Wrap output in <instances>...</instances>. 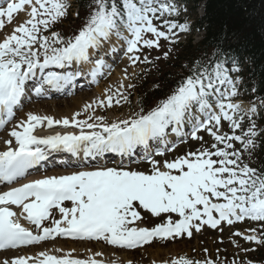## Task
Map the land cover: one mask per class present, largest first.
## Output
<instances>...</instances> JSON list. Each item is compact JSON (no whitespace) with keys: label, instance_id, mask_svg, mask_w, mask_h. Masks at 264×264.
I'll list each match as a JSON object with an SVG mask.
<instances>
[{"label":"snow or ice","instance_id":"snow-or-ice-1","mask_svg":"<svg viewBox=\"0 0 264 264\" xmlns=\"http://www.w3.org/2000/svg\"><path fill=\"white\" fill-rule=\"evenodd\" d=\"M180 12L175 0H0V129L15 118L25 96L63 89L81 76L95 82L111 67L105 59L110 54L123 50L133 68L132 73L123 69L115 90L110 85L70 117L29 111L0 137V183L8 186L0 191V250L58 237L136 249L156 240L190 239L205 228L222 234L224 225L244 222L255 226L229 236L243 258L221 260L217 249L215 260L182 254L152 264H257L248 255L264 247V160L258 158L264 147V97L245 103L239 57L217 44L151 104L144 97L131 99L136 88L131 81L140 75L135 68L155 67L172 52L169 47L162 57L150 58L144 49H160L161 39L175 45L190 31L187 21L170 19ZM70 15L82 19L79 28L70 34L57 30ZM9 24L11 30L5 31ZM113 105L130 111L114 119L96 114V108ZM53 126L64 130L38 132ZM188 138L198 146L168 158ZM138 150L141 163L149 166L145 170L98 166L11 186L53 153L131 157ZM147 216L160 223L139 226ZM73 252L44 249L4 256L0 264H119L100 259V251L89 250L84 259Z\"/></svg>","mask_w":264,"mask_h":264},{"label":"trees","instance_id":"trees-1","mask_svg":"<svg viewBox=\"0 0 264 264\" xmlns=\"http://www.w3.org/2000/svg\"><path fill=\"white\" fill-rule=\"evenodd\" d=\"M181 1L194 11L202 7V15L195 18L194 27L203 30V35L197 43L189 39L178 44L179 51L172 57L171 69L159 73L152 82L153 86L158 84L160 88L142 84L136 88V100L144 97L146 103L151 104L174 87L179 79L187 76L195 60L210 56L217 44L239 57L244 68L241 73L243 99L249 101L264 97V0ZM81 13L84 14L83 10ZM253 88L257 89L255 93ZM258 158L264 160V147L260 149ZM250 259L264 264V247L253 252Z\"/></svg>","mask_w":264,"mask_h":264},{"label":"rangeland","instance_id":"rangeland-1","mask_svg":"<svg viewBox=\"0 0 264 264\" xmlns=\"http://www.w3.org/2000/svg\"><path fill=\"white\" fill-rule=\"evenodd\" d=\"M175 3L181 8V12H180L179 16L171 17L170 19H176L180 23H184L185 21H187L189 26H190V31L187 33H181L180 34V42L175 44V45H169L167 41L161 39V41H160L161 48L160 49H155V48H153L151 50L144 49V53L148 54L150 56V58H155L157 56L162 57L163 52L167 51L169 47L172 48V52L169 54V58L166 61L163 58H161L159 61H156L155 67H153L152 65H143V64L138 65L135 68V71L137 73H139L140 75L137 78L132 79V81H131L132 83L136 84V88L141 86L142 84H148V83H149V86L152 87L153 86L152 82H153V80H155V78L158 77L159 73L163 72L164 70L171 69L170 63L173 61L172 57L179 51L178 44L184 43L189 36H190L189 38L193 39V41H198L200 39V36L202 33L197 32L195 27H194L195 18L197 16L201 15L200 9L194 11L191 8V6L186 5L183 2H180L177 0H175ZM184 9H186V11ZM81 16H83L82 13H81ZM71 18L75 19L74 16L70 15L65 20H70ZM65 20L56 26L57 30H59L65 34H70L73 29L79 28V26L83 22L82 19H77L76 22H74V23H68ZM11 28H12V25L9 24L6 26L5 31H10ZM2 34L3 33L0 32V35H2ZM148 35L150 36V34H148ZM109 59L106 58V61L110 62L109 65H111V67L108 68V69H110V72L105 74V76H102V77L99 76L100 80L98 82V85L111 82V78L116 73V69H118L120 67V65L126 64L128 66V68L127 67L126 68L128 70H130V73H132V71H133L132 66L129 67V65H130L129 61H128L127 57L124 55L123 50H119L116 53L114 58H112L110 60ZM142 69H148V74L146 76L142 73V71H141ZM82 80H83L82 76L78 77L76 79L77 85L79 84L78 82H80ZM95 87L96 86L93 84V82L92 83L90 82L87 84L85 89H82V90L80 89L74 93L77 94L80 91L83 92L85 90L84 92L91 94ZM136 88L132 92V96H131V99L133 102L136 101V94L134 93L136 91ZM67 89L68 90L70 89V91H71V86H69ZM72 95H74V94H72ZM54 98L56 100L57 99L58 100L67 99L66 97L63 99L61 96H54ZM48 99L49 98H40V99L37 98L35 100H30L28 103H34V101H39V102L48 101ZM121 103H123V101ZM245 103H247V102H245ZM112 110H116V116H120L121 114L126 115L130 111V108L127 106L120 107V106L113 105L112 108H108V109L103 108V116L110 118V116H111L110 114H111ZM205 138L207 139L208 137L205 136ZM197 146L198 145L196 144V142H194L190 138H188L186 142L178 143L176 151L168 154V158H171L172 156H175V155L182 154V153L188 151L189 149H194ZM133 159H134L133 162H131V163L128 162L126 164L128 166H126V167H131V168H135V169H139V170H145L149 167L146 162L141 163V161L138 158H133ZM157 223H160L159 219L151 217V216H147L145 222L139 223V226H141V227H145V226L146 227H152ZM254 226H255L254 224L244 223V222L237 223L232 228H229L227 225H224V231L222 234L219 230H213L210 228H205L201 233H194L192 238H190V239L187 236H184L183 238H177L175 240L170 239L168 241L167 240L154 241L151 244H149L148 246H146L144 249L133 252L132 254H130V257H128V258H129V260L132 261V264H151L152 263V259H151L152 254L157 249H161V250L165 251V253L167 252L166 257L168 256L170 258L178 257L179 255L183 254L189 258H193L196 260H202L206 256H207V258L215 260L217 258V249L220 250L218 255H219V258L221 260L227 259V260L231 261L237 255H239L241 258H243V253L239 252V249H237L236 247H234L230 243L229 236L231 235L232 232H234L236 230L244 231L246 228L254 227ZM234 239H237L239 241V243L244 247H252V245L247 244L241 238L234 237ZM221 240L223 241L222 243L220 242ZM204 249L208 250L207 254H205ZM251 256H253V252L249 253L248 258L250 259ZM160 257H161V255H160Z\"/></svg>","mask_w":264,"mask_h":264},{"label":"bare ground","instance_id":"bare-ground-1","mask_svg":"<svg viewBox=\"0 0 264 264\" xmlns=\"http://www.w3.org/2000/svg\"><path fill=\"white\" fill-rule=\"evenodd\" d=\"M118 52V51H117ZM116 52V53H117ZM116 53L108 55L106 58H114ZM105 58V59H106ZM109 59V60H110ZM108 64L110 62L106 61ZM131 65H129L130 67ZM128 68V66L125 65H120L118 69H116V73L113 75L111 78V82L109 83H104L98 85V82L100 80L99 76L97 77L96 81L93 82V84L96 86L94 90L92 91L91 94H88L87 92H79L76 95H72L73 93H69L62 91V97H66L67 99L65 100H56V99H51L48 101H34V103H28L30 100H35L37 98H52V94L50 92L46 93L45 95L37 96L34 93L25 96L22 100L21 106L16 110V115L15 118L2 130L0 129V137H6L7 131L16 123L17 120L24 118L25 113L31 111L33 113L39 114V115H51L56 119L62 118L64 116H71L75 112L81 111L83 106L86 103H91V101L94 98L101 97L104 90L108 88L110 85L113 86V90H115V87L118 85V82L122 79L123 77V69ZM55 70V69H54ZM110 69H106L104 71V74L102 76H105V74L109 73ZM130 73V70H128ZM101 76V77H102ZM85 82H81L80 85L83 86L82 89H85L87 84L91 82V78L88 76H82ZM78 78V77H77ZM75 82V81H74ZM74 82L71 85H74ZM92 83V82H91ZM98 85V86H97ZM90 86V85H89ZM77 87H74V92L80 90L76 89ZM95 107V106H94ZM96 114L97 115H103V108H96ZM110 118L114 119L116 117H122L125 116V114H121L120 116H116V110H112L110 114ZM80 119L84 118L83 113L79 117ZM7 128V129H6ZM62 126H53L52 129H49L47 127L39 128L38 132L39 134H50L52 132L56 131H63ZM71 130V129H69ZM2 146V145H0ZM105 158L102 159V157H97V158H84V163L77 164L76 168L70 167V166H59L55 165L54 163L50 162L49 158L47 160V163L49 165L45 168V170H41L40 168L32 173L31 175H28V179H36L40 178L42 175H53V174H66L68 172L78 170V169H83V168H93V167H98V166H107V167H114L118 165H122L126 167L127 165L125 164H120L122 161H127L130 157L129 156H122L121 158H111V160H106L111 156V154H104ZM113 157V156H112ZM133 158H140L139 155L133 154ZM82 158V157H81ZM131 166V165H130ZM32 176V177H31ZM27 179L24 177L22 179H19L21 183H24ZM2 187H0V190ZM13 211H19L16 206H12ZM56 218H59V213H56ZM22 223L25 224V226H29L27 221H23ZM47 223V222H46ZM159 241V240H156ZM161 241V240H160ZM151 244V243H150ZM147 245L143 246L142 248H136L134 250H127V249H120V248H114L111 245L105 244L103 241H71V240H63L60 237H58L55 240H49L46 242H42L40 245L37 246H31L28 248H20V249H15L11 251H4L0 252V258H3L4 256H15V255H23V254H34L35 252L42 251L44 249L48 250H53L55 248H62L64 252H68L71 249H75V252L72 253V255L76 258H87V256L90 254L89 250L91 252H103V256L100 257V259H104L106 262L111 260V259H116L119 261V264H125L126 261H129L130 254H132L135 251H139L144 249ZM9 253V254H7ZM52 254L60 255L61 253H56L52 252ZM167 252L157 249L155 252L152 254V261L155 260L157 262H162L164 260L171 259L170 257H166ZM161 255V257H160ZM173 258V257H172ZM139 263V262H138ZM152 264V263H151Z\"/></svg>","mask_w":264,"mask_h":264}]
</instances>
